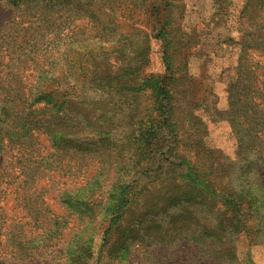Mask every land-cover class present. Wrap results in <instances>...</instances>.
I'll list each match as a JSON object with an SVG mask.
<instances>
[{"label": "rangeland", "instance_id": "374dc122", "mask_svg": "<svg viewBox=\"0 0 264 264\" xmlns=\"http://www.w3.org/2000/svg\"><path fill=\"white\" fill-rule=\"evenodd\" d=\"M119 2H59L50 18L49 10L53 8L46 0L30 7H12L0 0V30L6 27L2 34L6 42L36 38L55 61L71 38H91L104 61L100 65L103 73L97 71L92 84L83 85V95L97 98L123 87L113 95L120 103L107 126L106 137L125 154V159L114 164L117 157L110 156L109 151L105 152L108 158L94 153L85 158L76 175L41 166L32 173L36 189L22 196L14 191L16 183L2 184L0 264H61L64 257L60 252L77 225L86 226V221L67 216L58 202V190L71 183L73 188L78 187L98 173L103 175L98 178L116 176L128 186L131 201L123 215L126 220L139 214L146 215L147 220L154 212L151 206H165L169 213L181 212L180 204L164 203L162 197L169 183L180 184V178L188 173L224 197L246 180L254 189L264 187V170L258 171L255 163H248L253 152H264V145L256 146L255 137L248 139L249 147L245 145L247 140L239 144L241 134L249 133L250 126L264 128V105L256 106L264 102V88L257 91L249 81L242 86L239 78L245 73L255 74L256 86L264 84V0H128L134 19L118 17L117 26L109 29L106 6H117ZM63 5L66 9L62 10ZM32 12L40 15L38 22ZM8 72L6 67L0 72V86L4 88L0 98L6 99L0 100L1 120V109L9 106V101L11 104L13 96ZM71 85L65 83L62 87L74 90ZM65 116L70 122V113ZM39 137V149L44 148L41 154L45 155L49 151L48 138ZM13 163L7 150L0 153L1 178H19L15 180L18 182L24 178L23 168ZM57 178L59 182H51ZM41 206L66 219L58 225L63 234L47 243L46 251L39 240L29 239L48 230L51 224L45 225L43 219L50 218V213H43L42 224L38 222L35 232L29 224L18 225L29 221L26 217ZM232 216L226 211V218ZM239 218L246 229L231 237L239 264H264V244L259 241L264 229L249 214ZM108 225L106 221L95 226L86 264H218L195 256L198 251H193L192 241L180 237L177 229L169 244L157 246L148 239L125 241L119 248L120 229L117 225L106 228ZM249 228L256 230L254 235L247 232ZM125 244L127 251L122 253Z\"/></svg>", "mask_w": 264, "mask_h": 264}, {"label": "trees", "instance_id": "16d2710c", "mask_svg": "<svg viewBox=\"0 0 264 264\" xmlns=\"http://www.w3.org/2000/svg\"><path fill=\"white\" fill-rule=\"evenodd\" d=\"M4 1L12 7L20 4L30 7L36 6L37 1L44 0ZM72 1L46 0L47 6L53 8L52 11L49 10L50 18L57 12L55 10L57 3L70 4ZM127 2L128 0H120L117 6H106L109 15L106 26L109 29L110 26H117L115 20L118 17L123 20L134 19L132 7L127 5ZM65 6H61L62 10L66 9ZM36 14L32 12L31 16L38 22L41 17ZM110 22L114 24L110 25ZM5 29L0 30V72L4 67L9 69L7 76L12 77L9 88L13 96L11 104L9 101V106L1 109L3 119H0V153L7 150L13 164H20L23 168L24 178L15 182L19 178H1L3 175H0V186L16 183L14 191L22 196L27 190L36 189L32 173L34 169H39L41 166L45 167L44 170L54 169L76 175L85 158L94 153L103 154L107 158L109 155L113 158L117 157L118 160H113L114 164H119L125 159L124 152L106 137L107 126L118 112L120 103V100H115L113 95L123 87H116L114 93H108L102 97L87 98L83 95V85L92 84L91 81L96 77L94 73L97 71L103 73L100 65L104 61L101 60L97 47L90 42L91 38H71L66 44L67 48L64 49V52L68 50L67 55H64V52L62 54L58 52L59 55L56 54L54 61L51 60L53 55H49L42 49L43 44L36 38L28 41L15 38L4 41L5 36L2 34L6 31ZM103 56L104 60H107V56ZM103 67L104 70L107 69V66ZM256 77L255 74L252 76L250 73H245V76L239 75L242 86L244 82L249 81L251 86L260 91L264 88V84L257 87ZM65 83L72 84L73 89L75 88L81 94L76 93L75 89H63L62 85ZM3 90V86H0V91ZM0 100L6 99L1 97ZM260 104L264 105V102L260 101L256 103V106ZM66 113H70V122L65 116ZM1 122L5 125L2 126ZM163 122H166L165 118ZM247 129L249 133L245 131L241 134L239 144L247 140L245 145L249 147L251 144L248 139L255 137L257 138L255 145L263 146L264 132L261 131H264V128L260 127L256 130L255 127L250 126ZM242 130L245 129L242 128ZM39 135L48 138L49 151L45 155L41 154L44 148L42 151L39 149L40 145L42 146L38 140ZM106 151L110 154H106ZM249 162L255 163L258 171L264 170V152H253ZM9 166L12 167V163ZM98 176L103 175L98 173L78 187L73 188L71 183V188L67 186L66 189L58 190V202L67 216L75 217L81 223L86 221V226L77 225L66 242L65 248L60 252V255L64 257L61 264H86L90 258L89 245L95 226L103 225L106 221L109 224L106 228L117 225V229H120L119 248L125 241L137 243L148 239L154 241L157 246L169 244L176 235L174 229H177L180 237L188 242L192 241L195 246L193 251H198L195 256H199L200 260L209 258L218 264H239L231 239L233 234L246 229L245 222L239 217L244 218L249 214L258 220L259 225L264 229V187L254 189L249 185L248 180L245 183L241 182L237 189L230 191L229 196L224 197L212 186L200 181L192 173H188L186 178H180L179 181H182L180 184L175 181L176 184L169 183L162 197L164 203L180 204L181 212L169 213L165 206H160L159 209L151 206L154 212L151 215L148 214L147 220L144 214L135 215L132 219L126 220L123 215L131 201L126 191L128 186L124 185L120 178H115L116 176L114 178H98ZM51 182L57 183L59 180L57 178ZM104 187L109 188L104 191ZM38 189L46 190L47 188L39 187ZM3 191L5 190L0 189V192ZM226 211L231 212L233 216L226 218ZM45 212L50 213V218H44L43 222L45 225L49 223L51 225L48 230L47 228L42 230L44 228L41 227L43 232L29 240L30 242L39 240L46 251L49 248L47 243L63 234L62 227L58 225L66 220L63 218L65 215H55L49 208L41 206L39 210H35L34 214L26 217L29 221L24 224L18 223V225L23 227L29 224L35 232L38 222L41 221L42 224ZM23 218L25 217L21 220ZM247 232L254 235L256 230L249 228ZM29 233H32V230ZM103 233L105 235L103 240L106 241L108 229ZM259 241L264 244V235ZM198 247L200 250L197 249ZM36 248L37 246L34 249ZM124 251H127L126 244L122 253Z\"/></svg>", "mask_w": 264, "mask_h": 264}]
</instances>
